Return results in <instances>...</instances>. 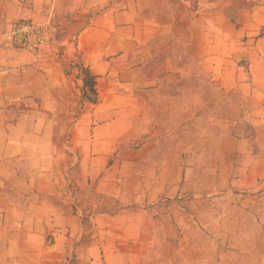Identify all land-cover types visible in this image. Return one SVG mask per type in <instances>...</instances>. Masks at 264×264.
I'll use <instances>...</instances> for the list:
<instances>
[{"label":"crops","instance_id":"1","mask_svg":"<svg viewBox=\"0 0 264 264\" xmlns=\"http://www.w3.org/2000/svg\"><path fill=\"white\" fill-rule=\"evenodd\" d=\"M25 19L57 40H0V264H264V0H0ZM188 64L224 119L161 151Z\"/></svg>","mask_w":264,"mask_h":264},{"label":"rangeland","instance_id":"2","mask_svg":"<svg viewBox=\"0 0 264 264\" xmlns=\"http://www.w3.org/2000/svg\"><path fill=\"white\" fill-rule=\"evenodd\" d=\"M175 90L152 94L140 121L139 133L144 138L162 136L159 149L175 140L213 130L224 119L226 100L209 78L193 71Z\"/></svg>","mask_w":264,"mask_h":264},{"label":"built area","instance_id":"3","mask_svg":"<svg viewBox=\"0 0 264 264\" xmlns=\"http://www.w3.org/2000/svg\"><path fill=\"white\" fill-rule=\"evenodd\" d=\"M2 46L38 53L44 46L57 40L55 30L33 20H21L13 24L8 31L0 33Z\"/></svg>","mask_w":264,"mask_h":264},{"label":"trees","instance_id":"4","mask_svg":"<svg viewBox=\"0 0 264 264\" xmlns=\"http://www.w3.org/2000/svg\"><path fill=\"white\" fill-rule=\"evenodd\" d=\"M82 72L84 73V82H85V84L86 85H91V87L93 89V82L91 81L89 74L86 72L85 69H83Z\"/></svg>","mask_w":264,"mask_h":264}]
</instances>
